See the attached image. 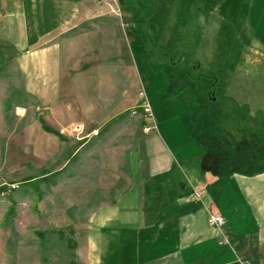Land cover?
<instances>
[{
  "label": "rangeland",
  "instance_id": "obj_1",
  "mask_svg": "<svg viewBox=\"0 0 264 264\" xmlns=\"http://www.w3.org/2000/svg\"><path fill=\"white\" fill-rule=\"evenodd\" d=\"M197 1L77 0L73 21L50 36L63 43L69 83L76 82V69L98 71L96 83L88 78L97 84L89 91L71 85L73 91L61 94L71 116L25 91L17 61L0 39V185L6 186L0 264H89L84 250L91 215L116 202L133 181L132 160L145 131L140 117H151L139 115L141 89L163 99L168 134L182 113L192 118L194 90L203 93L213 84L247 101V111L263 119L264 0H217L220 26L214 18L200 19ZM225 114L244 112L231 105ZM246 122L264 133L262 124Z\"/></svg>",
  "mask_w": 264,
  "mask_h": 264
},
{
  "label": "crops",
  "instance_id": "obj_2",
  "mask_svg": "<svg viewBox=\"0 0 264 264\" xmlns=\"http://www.w3.org/2000/svg\"><path fill=\"white\" fill-rule=\"evenodd\" d=\"M76 2L0 0V39L17 61L25 91L44 107L66 110L70 116L68 97L61 94L73 91L71 85L89 91L97 85L94 78L98 80L92 66L76 69V82L69 83L70 72L61 67L63 43L50 41L54 31L73 21ZM197 2L200 19L207 23L214 18L220 26L223 5L217 0ZM204 90H194V116L187 120L182 113L170 134L164 133L168 120L160 117L163 99L146 90L153 118L140 117L143 128L149 129L137 141L132 184L116 202L91 215L84 250L87 263L264 264V133L251 124L244 126L254 120L261 124L264 117L238 107L236 103L251 105L219 93L217 84ZM231 105L243 116L226 115ZM210 213L220 214L223 224L209 225Z\"/></svg>",
  "mask_w": 264,
  "mask_h": 264
},
{
  "label": "built area",
  "instance_id": "obj_3",
  "mask_svg": "<svg viewBox=\"0 0 264 264\" xmlns=\"http://www.w3.org/2000/svg\"><path fill=\"white\" fill-rule=\"evenodd\" d=\"M136 106L138 107V109L141 110L139 115H142V116H151L152 115L151 105H150L143 89H141L139 91V99L136 103ZM131 113L137 114L138 111H137V109H132ZM148 129H149L148 126H144L145 131H147ZM207 222L211 226L219 227L223 224L224 220L220 214L210 213L207 217ZM240 264H251V263L248 261H242Z\"/></svg>",
  "mask_w": 264,
  "mask_h": 264
},
{
  "label": "trees",
  "instance_id": "obj_4",
  "mask_svg": "<svg viewBox=\"0 0 264 264\" xmlns=\"http://www.w3.org/2000/svg\"><path fill=\"white\" fill-rule=\"evenodd\" d=\"M118 1H119V4H121V0H118ZM205 76H206V77H212V79L215 81V77H213V76H211V75H205ZM236 105H237L238 107H240V108L243 107V109L246 110V107H245L244 105H239V104H237V103H236ZM261 124H262V127H264V122H263V121H261ZM43 128H44L46 131L54 132L53 129H50L49 127H47V126H45V125H43ZM56 172H59V171H56ZM27 180H29V179H27ZM5 188H6L5 185H0V193H1Z\"/></svg>",
  "mask_w": 264,
  "mask_h": 264
}]
</instances>
